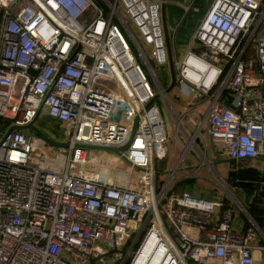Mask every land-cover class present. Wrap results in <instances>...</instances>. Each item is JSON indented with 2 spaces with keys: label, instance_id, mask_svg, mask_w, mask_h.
<instances>
[{
  "label": "built area",
  "instance_id": "obj_1",
  "mask_svg": "<svg viewBox=\"0 0 264 264\" xmlns=\"http://www.w3.org/2000/svg\"><path fill=\"white\" fill-rule=\"evenodd\" d=\"M161 2L0 0V264H255L253 251L264 250L222 178L213 197L173 190L172 180L184 156L215 174L212 146L264 176V5L212 0L187 47L171 50L173 88L187 99L173 113ZM158 100L173 116L172 141L186 139L161 173L168 134ZM191 101V112L206 103L196 122L185 114ZM41 110L68 129L61 169L31 131L5 133ZM124 143L119 156L138 172L135 183L73 170L102 162L76 144Z\"/></svg>",
  "mask_w": 264,
  "mask_h": 264
},
{
  "label": "rangeland",
  "instance_id": "obj_2",
  "mask_svg": "<svg viewBox=\"0 0 264 264\" xmlns=\"http://www.w3.org/2000/svg\"><path fill=\"white\" fill-rule=\"evenodd\" d=\"M155 73H156L157 78L159 79L161 87L164 89L166 87V81L164 77L162 76V72H160V70L155 69ZM167 95L169 96L168 103L173 113H177V111L183 110L181 106L184 103H186L185 101H187V99L184 97L180 98V95L177 93L176 88H172L168 92ZM194 103H195L194 101L189 102V104L186 107L185 114H186V117H189L193 122H196L198 120L197 113H200V114L203 113L206 107V103H202L198 107L194 108L193 112H191V107L194 105ZM159 106H160L162 121L164 123L166 132L168 134V137H167L168 140L165 142L167 155L161 161L156 160L155 171L157 173L167 171L169 167L174 165L175 161H177V158L179 157L181 149L185 146V143H186V139L182 134L178 135V138L180 141V147L175 145V143L177 144V142L172 141V137H173L172 131L174 130L173 116L170 112H167L168 107L165 103H162L161 101V103L159 102ZM56 121H57L56 123H52V124L48 123L46 127L47 129H44L43 127L40 129L42 131L44 130L45 134H47L48 136H53V137H56L57 139L62 138L63 140H66V131L68 130L67 127L63 123L59 122L58 120ZM47 149H49V151L45 152L44 154L45 159L48 161L54 160L55 164L57 165V168L61 169L62 166H60V164L62 161L65 160L69 151L66 148L49 146V145H47ZM88 152L94 153V155L101 154L98 156H101L100 158L102 159V162L100 164H93V163L81 164L73 170L79 171L80 173H81L80 170H82L86 175H89L94 178H102L104 181L111 183V184H120V185L128 184L129 185L131 184V182L135 181V178H136V175H138V172L130 169L129 164L126 163L125 160H123V158L120 157L119 155L112 153V152L105 153L106 151L104 152L102 150H89ZM211 153L212 154L208 156V159H211V163H212L211 167L215 171V174L207 167L198 168L197 170L194 171L193 178L176 179L177 176L180 174V171H176V173L174 174L172 178V180L174 181L173 190H179L185 184H188L191 188L193 187V189H195L197 193L203 194L207 197L211 196V194L214 195L215 194L214 192L216 191L214 188L221 185L218 176L222 178L224 181H226V178H227L226 173L223 172L222 170L223 164H226L223 162V160L226 158H220L219 154L217 152H214L213 146L211 148ZM188 154L191 155L195 161L197 162L199 161V158L195 153H188ZM190 163L191 161L188 158V156H184L180 163V166L188 167L191 165ZM56 165L54 166L56 167ZM126 172H128L130 175H129V179L125 180L124 176L126 177ZM165 175L166 173H163L162 175L160 174L158 176V186H160V184L163 182ZM195 178H196V181H194ZM217 183H219V185ZM244 193L242 191L240 192L237 189V200L243 203L245 202ZM256 194L261 195V194H258L256 190V191H253V194L251 196H254ZM260 200L263 203L264 197H261ZM248 204L246 205L247 207H248ZM247 207H245L246 211H247ZM240 215L244 218V215L241 211H240ZM255 231L257 232L256 233L257 234L256 243L264 246V234H262L263 232L261 231V229H259V232L257 231V229ZM254 255H255V261L258 264H261L262 259H264V250H255L253 251V256Z\"/></svg>",
  "mask_w": 264,
  "mask_h": 264
},
{
  "label": "crops",
  "instance_id": "obj_3",
  "mask_svg": "<svg viewBox=\"0 0 264 264\" xmlns=\"http://www.w3.org/2000/svg\"><path fill=\"white\" fill-rule=\"evenodd\" d=\"M163 2H164L165 21H166L167 34H168L169 42H170V48L174 54H178L187 47L190 41L193 29L195 28L200 18L204 15V13L209 8L212 0H205V1L204 0H164ZM184 7H187V9L185 10ZM56 122L57 121L50 118V116H48L44 110H41L34 119L35 125L39 128L43 127L44 129H47L46 127L48 123L52 124ZM49 137L55 140H63L62 138L57 139L56 137H53V136H49ZM177 146L180 147V145H177ZM190 161H191L190 163L191 167L189 168L180 167V169L176 170V171H180V174L177 176L176 179L193 178L194 176L193 173L195 170L192 169V165L194 164H193L192 159H190ZM246 165L250 168H254L257 171V168L251 166L248 162L246 163ZM229 167L226 164H223L222 166L223 172L226 173V170ZM232 168L236 170L237 164L234 165ZM194 181H196V178L194 179ZM224 182L227 185V187L230 190H232V193L235 195L236 198H237V189L240 192L241 191L243 193L245 192L244 193L245 202L244 203L241 201L240 202L245 207H247L246 205L249 203L252 197L251 195L253 194V190L248 189V188H242L235 181L233 182L230 181L227 183V180H226ZM182 189L187 190L197 196L207 197L203 194L197 193L195 189H193V187L191 188L188 184H185L182 187ZM213 196L214 195L211 194V196H208V197H213ZM244 219L245 218H243L240 215V212L237 211V213H233L232 215L233 226H237L238 228L239 226L243 224ZM255 264H258V263L255 261ZM261 264H264V259H262Z\"/></svg>",
  "mask_w": 264,
  "mask_h": 264
},
{
  "label": "water",
  "instance_id": "obj_4",
  "mask_svg": "<svg viewBox=\"0 0 264 264\" xmlns=\"http://www.w3.org/2000/svg\"><path fill=\"white\" fill-rule=\"evenodd\" d=\"M163 1L164 0H162V2L160 4L159 11H160V21H161L163 42H164V47H165V52H166L167 65H168L169 78H170L169 84L164 89V92L168 93L174 86V70H173V67H172L171 48H170L169 37H168V34H167L166 21H165V9H164V2ZM198 116L201 117V114H199ZM116 117L117 116H115V118ZM11 129H19V130H26L27 129V130L31 131L32 133H34L35 135H37L41 140H43L45 143H47L50 146H56V147H61V148H67L68 147V143L65 140H55V139L50 138L47 134H45L44 131H42L39 127H37L35 125L34 119L31 120L30 122L24 124V125H15V124H13V125L9 126L5 130V133L10 131ZM197 141L198 140L195 139L194 142H197ZM126 144L127 143H124V144H122L119 147H106V146L80 145V144H76V146L77 147L86 148V149L102 150V151H106V152H112V153H115V154L119 155L120 154V150L124 149L126 147ZM185 151H186V149L184 150V152ZM187 151H188V153H194L191 149H188ZM223 162L226 163V165L229 167L231 165L232 159L231 158H226V159L223 160ZM189 167H191V166H188L187 168H189ZM183 168H186V167H183Z\"/></svg>",
  "mask_w": 264,
  "mask_h": 264
},
{
  "label": "trees",
  "instance_id": "obj_5",
  "mask_svg": "<svg viewBox=\"0 0 264 264\" xmlns=\"http://www.w3.org/2000/svg\"><path fill=\"white\" fill-rule=\"evenodd\" d=\"M261 5H264V0H261ZM5 120L0 119V129L5 124ZM233 165V162H231ZM235 165V164H234ZM228 182L235 181L240 187L248 188L258 192L261 195H254L247 207V212L253 219L254 223L264 234V202L262 203L260 198L264 197V176L261 177L254 168H250L246 165L245 161L237 163L236 171L233 173L230 179H226Z\"/></svg>",
  "mask_w": 264,
  "mask_h": 264
},
{
  "label": "flooded vegetation",
  "instance_id": "obj_6",
  "mask_svg": "<svg viewBox=\"0 0 264 264\" xmlns=\"http://www.w3.org/2000/svg\"><path fill=\"white\" fill-rule=\"evenodd\" d=\"M233 166L230 165V167L226 170V179H230L232 177L233 173L236 171L235 169L232 168ZM236 181V180H235Z\"/></svg>",
  "mask_w": 264,
  "mask_h": 264
},
{
  "label": "bare ground",
  "instance_id": "obj_7",
  "mask_svg": "<svg viewBox=\"0 0 264 264\" xmlns=\"http://www.w3.org/2000/svg\"><path fill=\"white\" fill-rule=\"evenodd\" d=\"M129 173L128 172H126V177L124 176V179L126 180V179H129ZM103 176V175H102ZM134 183V181L133 182H131V184H133Z\"/></svg>",
  "mask_w": 264,
  "mask_h": 264
}]
</instances>
